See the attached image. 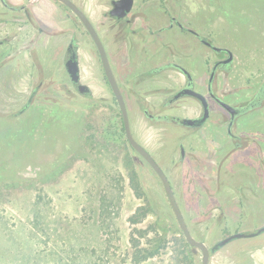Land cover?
Returning a JSON list of instances; mask_svg holds the SVG:
<instances>
[{
  "label": "rangeland",
  "instance_id": "rangeland-1",
  "mask_svg": "<svg viewBox=\"0 0 264 264\" xmlns=\"http://www.w3.org/2000/svg\"><path fill=\"white\" fill-rule=\"evenodd\" d=\"M108 3L96 14L107 12ZM10 4L17 11L0 3V264H201L161 180L128 142L86 30L76 27L89 96L65 74L64 34L43 49L33 45L36 35L24 43L20 0ZM136 9V33L127 42L109 37L108 18L99 28L134 137L168 176L195 239L211 248L235 233H256L264 227V152L253 155L219 125L197 132L167 123L164 116L191 112L185 105L159 108L183 77L172 67L156 76L146 69L216 58L192 34L172 27L176 17L232 52L229 70L217 75L219 94L251 92L264 83V0H137ZM209 264H264V233L233 240Z\"/></svg>",
  "mask_w": 264,
  "mask_h": 264
},
{
  "label": "flooded vegetation",
  "instance_id": "flooded-vegetation-1",
  "mask_svg": "<svg viewBox=\"0 0 264 264\" xmlns=\"http://www.w3.org/2000/svg\"><path fill=\"white\" fill-rule=\"evenodd\" d=\"M10 1L11 0H0V3L6 9H12L11 11H17V8L15 6H12L10 4ZM68 1L75 4L93 24L106 49L112 67L111 59L106 48L108 39H106L105 34L103 35L99 31V28H101L100 25L103 24L104 26L105 23L101 20V18H108L110 20L111 27L114 28L112 32V37L108 33L111 39L116 41L118 44L127 42L128 37L136 33L135 29L133 28V25L136 21L135 14L137 10V0H133V5L130 12L126 13V15L123 17H119V14L121 12L114 16L110 15V11L113 9L112 2L114 0ZM107 1H109L107 12H99V14L97 15L95 12V8L106 6ZM18 9L20 15L19 30L20 35H22L24 38V43L30 40L28 34L36 35L37 38L36 41H34L33 45L43 49L44 47H41L42 44H48V40L51 39L54 35L64 34V37L60 43L61 45L59 46L64 52L63 56L61 57V60L65 68V74L67 75L69 80H71L73 86L81 93L78 86L79 84L83 83L81 82L80 62L78 57V51L80 48L78 41V30L76 27H83L86 30V35L92 39L90 33L84 26L81 19L68 5H66L60 0H20V6ZM93 15H97V18H95L99 21V25L94 20ZM172 19V27L177 26L181 32H187L192 34L196 39L201 41L200 43L210 49L212 53L215 54L216 58L209 62L208 60L205 61V65H203V62L201 60H195L194 64L190 66H186L182 63L177 62H164L158 68L146 69V73H150V75L156 76L158 73L165 72L167 69L172 67L178 70L183 77V80H181L180 84L177 87H173L172 91L167 90L165 99L161 102L159 108H163L164 111H174L175 109L183 107L185 105L183 108H186L191 112L184 115L170 114L169 116H164L162 119L167 121V123L169 124L172 123L173 125L180 126L186 130H195L197 132L202 129L208 128L211 131H217V127L219 125V127L224 128V130L226 131V136L230 140L239 142L238 146L244 147L245 149L247 147L253 148L250 150V153H253V155H255L257 150H259L260 154H262V152H264V83L262 85L257 86L251 92H245L243 95L229 93L226 96H222L221 94H219L217 89V75L219 71L229 70L231 63L234 59L232 55V59L229 60L230 50L225 48H219L213 42L203 39L200 34L195 31V29L184 25L182 22L177 23L176 17ZM92 41L94 42L93 39ZM74 54H76L77 56L76 59L79 65L80 81L78 83H75L73 81L72 74L70 73V70L68 68V62ZM220 54H223L221 58L218 57L220 56ZM114 75L126 104L130 127L132 131L130 112L128 109L126 96L115 72ZM104 79L106 84L109 85L116 99V96L106 77L105 71ZM86 86L88 87V91H86L85 94L86 96H89L92 92L90 87L88 85ZM192 92L202 95L205 98V101H203L199 97H196L195 95H192ZM223 103L227 104L230 109L225 107ZM116 104L121 112L123 120V114L117 99ZM219 113L222 114L223 117H218ZM144 114H146L150 119H160L158 115L154 116L152 114H149L147 110L144 111ZM205 114L206 119L204 121H200L205 116ZM188 120L197 122L192 124L187 122ZM123 128L125 132L124 120ZM147 151L152 155L149 150ZM186 153L187 152L184 146H180L181 159L184 160L186 158ZM153 158L155 159L154 156Z\"/></svg>",
  "mask_w": 264,
  "mask_h": 264
},
{
  "label": "water",
  "instance_id": "water-1",
  "mask_svg": "<svg viewBox=\"0 0 264 264\" xmlns=\"http://www.w3.org/2000/svg\"><path fill=\"white\" fill-rule=\"evenodd\" d=\"M62 2H64L66 5H68L76 14L77 16L81 19V21L83 22L84 26L87 28L88 32L90 33L92 39L94 40L97 50L99 52V56L102 62V66L104 68L106 77L108 79V82L116 96V99L120 105L122 114H123V120H124V127H125V132H126V137L131 145V147L152 167V169L156 172V174L158 175V177L160 178L164 189H165V193L167 195V198L169 200V203L172 207V210L176 216V219L179 223V226L182 230V233L185 236V239L187 241V243L193 247L196 250H200L202 253V261L201 264H209L210 263V258H211V254L218 251L220 248H222L223 246L227 245L228 243L232 242L235 239H242V238H248V237H255L257 235H260L262 233H264V227L260 228L256 233H235L233 235H230L228 237H226L225 239H223L222 241H220L218 244H216L213 247H209L206 243L199 241L197 239H195L188 226L187 223L184 219V216L180 210V207L178 205V202L176 200L172 185L167 177V175L165 174V172L163 171V169L160 167V165L157 163V161L153 158V156L146 150V148H144L133 136L132 131H131V127H130V122H129V117H128V112H127V108H126V104L123 98V95L121 93V90L119 88V85L117 83V80L115 78L114 72L112 70L106 49L96 31V29L94 28L93 24L90 22V20L86 17V15L72 2L68 1V0H60ZM113 5V9L110 11V15L114 16L117 15L119 12H121L119 14V17H123L126 15V13L130 12L132 5H133V0H114L112 2ZM230 52V59H232V52ZM76 54H74L69 62H68V68L70 70V73L72 74V79L75 83H78L80 81V74H79V65H78V61L76 59ZM79 90L81 91V93H86V91H88V87L85 84H79ZM192 95H195L196 97H199L200 99H202L203 101H205V98L200 95L197 94L195 92H192ZM223 105L227 108L230 109V107L227 104ZM206 119V114L205 116L202 118V120L200 121H204ZM187 122L189 123H196L197 121H192V120H188Z\"/></svg>",
  "mask_w": 264,
  "mask_h": 264
},
{
  "label": "trees",
  "instance_id": "trees-1",
  "mask_svg": "<svg viewBox=\"0 0 264 264\" xmlns=\"http://www.w3.org/2000/svg\"><path fill=\"white\" fill-rule=\"evenodd\" d=\"M214 253H215V252H214ZM212 254H213V253H212ZM212 254H211V255H212Z\"/></svg>",
  "mask_w": 264,
  "mask_h": 264
},
{
  "label": "crops",
  "instance_id": "crops-1",
  "mask_svg": "<svg viewBox=\"0 0 264 264\" xmlns=\"http://www.w3.org/2000/svg\"><path fill=\"white\" fill-rule=\"evenodd\" d=\"M184 9H185V7H184Z\"/></svg>",
  "mask_w": 264,
  "mask_h": 264
}]
</instances>
